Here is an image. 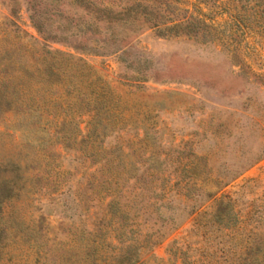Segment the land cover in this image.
Segmentation results:
<instances>
[{"label": "rangeland", "instance_id": "rangeland-1", "mask_svg": "<svg viewBox=\"0 0 264 264\" xmlns=\"http://www.w3.org/2000/svg\"><path fill=\"white\" fill-rule=\"evenodd\" d=\"M145 1L218 31L204 39L144 28L112 54L103 25L101 36L62 31L72 19L85 24L68 0H0V79L10 77L3 91L13 92L0 107V186L17 190L0 207V264H110L114 249L92 255L90 233L109 222L100 191L116 163L103 162L116 155L129 193L132 174L163 169L161 187L147 179L135 204L133 193L122 199L137 210L124 236L158 242L136 264H264V14L247 13L245 30L224 5ZM96 94L111 109L97 120L106 135L88 134L82 106ZM198 165L224 180L206 187L213 194L199 190ZM221 201L228 224L215 218Z\"/></svg>", "mask_w": 264, "mask_h": 264}, {"label": "trees", "instance_id": "trees-1", "mask_svg": "<svg viewBox=\"0 0 264 264\" xmlns=\"http://www.w3.org/2000/svg\"><path fill=\"white\" fill-rule=\"evenodd\" d=\"M73 7H79L83 12L85 18L83 17L84 25L75 23L72 19L69 21V26L65 27L63 32L70 33L71 36L79 35H95L101 36L102 29L101 25L104 26L106 33V43L104 47H114L112 54H117L132 42V39L136 38L140 31L144 28L148 30H155L157 35L160 37H202L204 39H210L214 36V33L218 31V28L214 26L211 22L209 23L206 18L203 17H188L184 16L177 18L172 16V12H168L166 9L153 8L145 0H126L125 5H118L115 0H68ZM199 4H203L211 7H222L224 5L225 11L229 14L230 20L236 24L238 27H242L245 30L242 23H245V16L249 13L251 16L257 14L260 18L264 14V0H196ZM176 4L180 3L179 0H173ZM248 14V16H250ZM213 21V18L211 19ZM118 28V29H117ZM77 31V32H76ZM47 40L46 38H44ZM103 47V46H102ZM81 49V48H80ZM85 49V48H82ZM45 53L49 55H61L69 58L76 57L70 53L63 52L61 50H50L45 48ZM103 53V52H102ZM94 55L103 56L101 52H95ZM82 60V58H79ZM10 77H4L0 79V107L4 99L8 100L10 96H13L12 91H3L8 86L7 81ZM16 90V88H14ZM105 97L102 94H96L95 97L92 96L88 101H86L82 107H85V112L92 118V125L90 126V131L88 134L93 135H106L107 126L100 127V122L97 121L98 118L102 117L104 113H110V105L106 103ZM11 103V102H9ZM13 109L8 110L11 112ZM41 109L36 111L40 113ZM29 111L21 112L24 116L28 114ZM102 119V118H101ZM67 117L62 118L61 122L63 124ZM92 128V130H91ZM65 137V136H63ZM121 158L116 155L112 159H106V162L98 160L97 158H92L93 162L102 161L106 165L109 163L115 164V171L110 174L109 177L102 180L108 186L102 188L100 193L101 200L105 205V219H109L105 227H98L96 230L92 231L90 234L94 236L92 241V255L99 253L100 246L107 244L109 247L114 249L111 255L110 264H136L140 256V249L154 247L158 244L157 241L152 240V234H145L142 241L138 238H132L131 236H124L127 233V227L130 225L127 220L130 219L129 213L130 209L135 208L136 197L145 192V186H139L141 181L145 182L149 179V183H153V186L161 187L164 180L160 175L163 169L160 164H154L146 169L139 176L138 172L132 174L131 178L127 179L134 180V186H136V192H127L123 188H119L118 182L120 180L121 174L123 172L119 171V167L123 164L121 163ZM201 159V158H200ZM105 164L103 166H105ZM198 165V185L199 190L207 194H213L211 191L214 188H218V184L224 181L221 178H215L212 176L203 177L199 171ZM16 168V164H15ZM17 170V169H16ZM150 170V171H149ZM196 167L191 168V177L188 184H196ZM138 175V176H137ZM158 176V177H157ZM160 177V178H159ZM11 181V180H10ZM101 181H98V183ZM101 182V183H102ZM160 183V185H158ZM103 184V183H102ZM100 186H103V185ZM208 185L211 186V190L206 188ZM1 187V186H0ZM152 189V188H151ZM16 189L11 182H5L0 188V207L1 205L13 198L16 195ZM133 193L132 201L134 204H127L122 202V199H131ZM135 193V194H134ZM150 203V202H148ZM230 202L221 201L218 209L215 213V218L220 222L228 224L231 221V212L228 210ZM137 207V206H136ZM136 210V208H135ZM137 211V210H136ZM136 213V212H135ZM137 215V214H136ZM135 215V216H136ZM133 218H136V217ZM114 243H117L114 245ZM150 244L152 246H150Z\"/></svg>", "mask_w": 264, "mask_h": 264}]
</instances>
